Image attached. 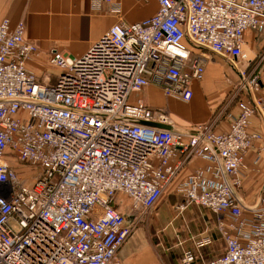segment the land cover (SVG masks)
<instances>
[{
  "label": "built area",
  "instance_id": "built-area-1",
  "mask_svg": "<svg viewBox=\"0 0 264 264\" xmlns=\"http://www.w3.org/2000/svg\"><path fill=\"white\" fill-rule=\"evenodd\" d=\"M125 1L159 8L128 23ZM91 12L117 21L82 57L54 52V83L29 69L39 49L26 23H0V264H124L119 249L194 158L210 167L177 185L176 210L217 215L225 252L206 261L185 251L182 264H264V185L252 205L236 192L262 139L250 131L264 102L244 43L264 31V0H91ZM215 58L249 95L226 131L216 121L181 128L140 99L157 86L190 102ZM191 241L198 253L215 242L207 232Z\"/></svg>",
  "mask_w": 264,
  "mask_h": 264
},
{
  "label": "crops",
  "instance_id": "crops-1",
  "mask_svg": "<svg viewBox=\"0 0 264 264\" xmlns=\"http://www.w3.org/2000/svg\"><path fill=\"white\" fill-rule=\"evenodd\" d=\"M122 6V18L128 23L142 22L153 16L159 8L156 1H150L148 4L125 1ZM3 19H9L11 29L21 21L26 23V37L39 49L29 69L42 83L47 82L48 76L51 83L55 82L57 71H50L46 66L54 52L70 55L71 48L75 46L78 49L77 57L82 56L117 21L115 16L92 13L91 0H0V23ZM56 31H78L80 35L76 39H70L57 36ZM244 52L248 57L247 71L256 70L258 73L261 81L258 94L264 102V31L246 33ZM215 61L208 64L204 80L193 83L194 96L190 102L167 98L157 86L147 87L140 99L154 109H166L174 124L181 128L216 121L214 130L226 131L232 117L237 116L241 108L239 104L230 105L224 102L239 77L223 62L218 60V63L214 64ZM168 103L172 104L174 113L169 111ZM251 121L250 131L260 133L262 139L255 143L246 155V168L242 170V184L237 192L240 198L252 205L260 197L264 185V107L262 114H256ZM209 167L210 163L206 159H192L170 187L174 185L176 193L177 185L185 178L199 170L207 171ZM172 201L174 207L183 202L177 195L172 197ZM155 212V216L151 215L145 220L119 249V261L124 264H182L181 259L185 251H192L196 257L202 256L206 261L224 254L225 243L220 238L218 217L214 213L191 205L182 215L177 213L173 218L165 220L167 215H164L162 210L156 208ZM156 222L159 223L160 230L156 233L157 241L154 243L146 237L144 227ZM206 232L215 242L213 246L198 253L191 238ZM166 241L171 244L168 248L164 246Z\"/></svg>",
  "mask_w": 264,
  "mask_h": 264
},
{
  "label": "rangeland",
  "instance_id": "rangeland-1",
  "mask_svg": "<svg viewBox=\"0 0 264 264\" xmlns=\"http://www.w3.org/2000/svg\"><path fill=\"white\" fill-rule=\"evenodd\" d=\"M98 15H100V14H98ZM56 33H57V36H60V37L64 36V37H67V38H70V39H76L80 35V32H78V31H69V32L56 31ZM71 50H72V52L70 53V55L73 56V57H77L76 54H78V53H76V52H77L78 49H76L75 46H73V48H71ZM64 54H66V53H64ZM207 54L210 57H212V58L214 57L213 54H210L209 52ZM82 56H79V57H82ZM36 57H37V55L35 56V58ZM215 60L216 61H215L214 64L218 63V60L221 61L220 59H216V58H215ZM221 62H223V61H221ZM46 66H47V68L50 71H54V68L50 66V60H49V62L47 63ZM250 73L251 72H248L247 75L249 76ZM254 73H255V75L258 76V73H257L256 70H255ZM54 81H55V77H54ZM239 85H240V83H239V81L237 79V82H235V86H234L231 94L230 95L228 94L227 95L228 98L226 97V100H224L225 103H230V105H235V104H239L240 105L243 101H246V102L249 101V95L247 93L243 92V91H240L239 90V87H240ZM230 97H231V99H230ZM256 98L257 99H260V96H259L258 93H256ZM168 108H169V111L170 112L174 113L173 106H172L171 103H168ZM176 195L177 194L174 192V185H173V187L172 188L170 187V189L164 194V196L162 197V199L160 200V202L158 203V205L156 207L159 210H162V213H164V215H167V218L166 219L163 218L165 220H169V219L173 218L178 213V211L176 210V206L174 207V205H173L174 203L172 201V197L173 196H176ZM177 197L179 198L178 195H177ZM123 200L125 201V204H126L125 207L123 208V210L125 211L124 213L126 214L127 222L129 224V223H131V220H132L131 219L129 221V217L132 214L131 213V210H130V202H129V200H126V199H123ZM155 214H156V212L154 211L152 215L155 216ZM154 220H155V218H154ZM162 223H164V222H162ZM158 230H160V227H159V223H157V222L156 223H149V224L145 225V227H144V231H145L146 237L149 238L148 239L149 241L154 242V243H155V241H157V239H156V233H157ZM164 246L166 248H168V247L171 246V244L166 241L164 243Z\"/></svg>",
  "mask_w": 264,
  "mask_h": 264
},
{
  "label": "bare ground",
  "instance_id": "bare-ground-1",
  "mask_svg": "<svg viewBox=\"0 0 264 264\" xmlns=\"http://www.w3.org/2000/svg\"><path fill=\"white\" fill-rule=\"evenodd\" d=\"M237 192V191H236Z\"/></svg>",
  "mask_w": 264,
  "mask_h": 264
}]
</instances>
